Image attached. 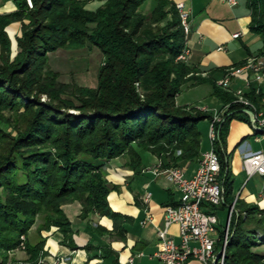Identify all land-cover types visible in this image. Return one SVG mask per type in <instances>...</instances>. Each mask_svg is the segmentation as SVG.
Instances as JSON below:
<instances>
[{
	"label": "trees",
	"instance_id": "obj_1",
	"mask_svg": "<svg viewBox=\"0 0 264 264\" xmlns=\"http://www.w3.org/2000/svg\"><path fill=\"white\" fill-rule=\"evenodd\" d=\"M148 1L105 0L91 9L88 0H34L33 8L18 0L19 9L0 15V264H38L45 253L42 231L53 226L70 238L72 223L62 206L74 201L83 205L81 218L92 212L107 216L114 233L125 238L124 223L131 218L110 206L108 196L119 186L108 181L104 167L127 155L136 169L142 163L136 147L167 155L174 167L200 158L199 124L213 121L215 114L178 103L190 81L211 82L213 95L227 106L214 142L225 199L210 206L235 207L226 262L264 264V252L258 250L264 245V208L236 198L227 150L231 121L251 123L248 107L217 84L215 72L203 76L178 59L187 39L177 4L156 0L147 11ZM252 3V29L263 32L264 0ZM14 21L22 22V34L13 57L6 26ZM90 45L104 56L97 86L61 81L50 53ZM246 96L261 107V94ZM33 236L38 242H32ZM23 243L30 254L27 262L12 256ZM114 264H120L118 254Z\"/></svg>",
	"mask_w": 264,
	"mask_h": 264
},
{
	"label": "crops",
	"instance_id": "obj_2",
	"mask_svg": "<svg viewBox=\"0 0 264 264\" xmlns=\"http://www.w3.org/2000/svg\"><path fill=\"white\" fill-rule=\"evenodd\" d=\"M104 1L88 0L87 6L96 9ZM172 1L176 4L185 2L192 11L193 30L188 35L186 42L191 49L187 64L199 70L203 76L215 72L217 82L227 73H221L218 69L235 68L245 64L255 55H264V31L252 29L254 12H256L253 0H235L233 3L228 0ZM17 9H19L18 0H0V15ZM162 24L164 23L162 22ZM6 32L12 42V56L14 57L20 50L17 38L22 34V22H12L6 26ZM237 33L240 35L234 37ZM90 46L80 49L62 48L50 53V65L60 73L61 81L71 82L61 79L64 71L59 67L69 66L77 56L84 57V50ZM1 48L0 42V51ZM94 48L98 50L97 47ZM100 53L102 64L104 56L102 51ZM81 80L87 81L88 78L84 77ZM81 80L77 78L72 81L83 86L96 87L98 74L94 81L93 77L89 78L92 83ZM249 81L253 86L255 85L253 74L244 71L231 82V87L238 89L244 87ZM201 86L208 87L206 91L211 100L210 105H202V109H207L213 114H223L227 106L213 95L211 82L195 83L190 81L182 87V91L185 87L198 89ZM180 95L178 96L180 105L195 106L199 104V102L190 104L181 102ZM210 146L209 137L207 140L202 139V153ZM136 149L142 160L141 165L136 169L128 165L127 155L110 161L104 167L108 181L119 186V189L111 191L108 196L110 206L114 211L131 218V221L124 223L127 230L125 238H120L114 233V222L111 218L102 216L98 212H92L86 218H81L82 203L80 201L67 203L62 208L72 223L73 235L66 238L57 226H53L50 230H43L42 235L46 238L45 253L39 257L38 264H114L116 254H118L120 264H128L130 258H133V264H163L156 255L160 244L158 231L164 226L166 206L178 203L181 193L174 182L164 173L156 172V169L158 166L162 168L174 167V163L165 154L158 155L139 147ZM227 150L228 153H232L231 168L233 179H235L236 198L264 208V174L256 173L250 176L244 168V158L247 155L257 151L264 153V138L257 140L253 136L250 122L233 119L227 137ZM200 158L181 161L175 167L184 168L186 173L191 176L196 172ZM147 192L152 193L149 202L144 199ZM231 208L213 209L208 207L209 211L217 213L219 217L215 235L219 240L227 229ZM101 227L107 229L108 233L101 232ZM170 234L177 242H180L178 224H173L170 227ZM37 240L33 236L32 242H38ZM88 244L92 245L90 250L85 248ZM110 250L114 253H110ZM258 250L264 252V245L258 247ZM29 255L25 249H18L12 253V256L19 262H27L30 259ZM186 264L204 263L197 258H191Z\"/></svg>",
	"mask_w": 264,
	"mask_h": 264
},
{
	"label": "built area",
	"instance_id": "obj_3",
	"mask_svg": "<svg viewBox=\"0 0 264 264\" xmlns=\"http://www.w3.org/2000/svg\"><path fill=\"white\" fill-rule=\"evenodd\" d=\"M228 1L235 2V0ZM27 2L30 8L34 7V0H27ZM177 7L187 39L193 30L192 11L185 2H178ZM239 35L237 33L234 37ZM190 52V47L186 46L178 59L187 62ZM244 71L253 74L255 85L253 86L249 81L244 87L233 89L231 82ZM217 84L234 92L237 101L254 112V118L251 119L253 136L257 140L264 138V55H255L245 64L228 69L225 76L217 80ZM251 91H255L256 95H262L261 107L246 96ZM222 115L215 114L213 121L210 122L211 146L202 153L197 170L193 175L189 176L182 167L162 168L158 166L156 169V172L164 173L174 182L181 193L177 205L166 206L164 226L158 231L160 244L156 255L163 264H186L191 258H197L204 264H227V246L230 240L234 207L231 208L225 239L219 250H217L219 239L215 236L219 217L217 213L208 210L210 206H220L225 199L220 158L214 148V142L217 139L216 125L222 119ZM244 168L250 176L256 173L264 174V153L257 151L247 155L244 158ZM151 195V192L145 194L146 202L150 201ZM173 224L179 225L180 242H177L170 234V227ZM20 249H25L24 243ZM128 264H133V258H130Z\"/></svg>",
	"mask_w": 264,
	"mask_h": 264
},
{
	"label": "rangeland",
	"instance_id": "obj_4",
	"mask_svg": "<svg viewBox=\"0 0 264 264\" xmlns=\"http://www.w3.org/2000/svg\"><path fill=\"white\" fill-rule=\"evenodd\" d=\"M155 5L156 0H149L144 5V9L147 11H152L155 8ZM163 23L165 24L166 20L163 21ZM98 50L90 46L89 48L84 50V57L77 56L76 59L71 62L69 66L66 65L63 68L60 66L59 68L64 71V75L61 79H64L65 81H72L76 80L77 78L81 80L86 77L88 78L87 81H81L86 83H92V80H89V78L93 77L94 81L96 74H98V68L101 65V50L99 48ZM206 88L208 87L201 86L198 89H190L188 87H185L182 91V94L180 95L179 100L188 104L199 102V104L195 105L199 108H202V105H210L211 100L208 97ZM43 98H45V96H43ZM209 122V120H203V122L201 121L199 124V129L202 133V139L205 140H207V138L209 137Z\"/></svg>",
	"mask_w": 264,
	"mask_h": 264
},
{
	"label": "water",
	"instance_id": "obj_5",
	"mask_svg": "<svg viewBox=\"0 0 264 264\" xmlns=\"http://www.w3.org/2000/svg\"><path fill=\"white\" fill-rule=\"evenodd\" d=\"M245 110L249 114L250 118L253 119L254 118V112L252 110H249V109H245Z\"/></svg>",
	"mask_w": 264,
	"mask_h": 264
}]
</instances>
